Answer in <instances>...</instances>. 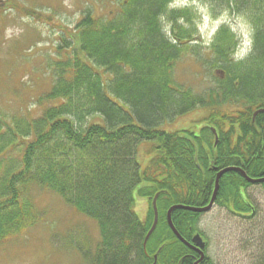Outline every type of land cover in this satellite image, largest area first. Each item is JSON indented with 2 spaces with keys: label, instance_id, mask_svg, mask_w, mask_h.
Wrapping results in <instances>:
<instances>
[{
  "label": "trees",
  "instance_id": "trees-1",
  "mask_svg": "<svg viewBox=\"0 0 264 264\" xmlns=\"http://www.w3.org/2000/svg\"><path fill=\"white\" fill-rule=\"evenodd\" d=\"M174 1L122 0L110 18L86 10L54 50L66 55L48 65L49 87L33 107L32 115L39 114L15 115L10 124L0 120V245L38 222L31 192L39 188L96 224V239L84 231L82 241H68L83 264H193L192 253L167 227V210L206 206L215 176L225 168L264 178V113L252 119L264 109V0H257L261 6L255 14H247L253 38L247 58L232 61L234 35L226 27L217 31L206 67L218 69L222 78H214L200 95L173 80L175 64L197 50L189 45L197 32L195 18L190 9L171 8ZM251 1L219 0L243 10ZM37 9L12 6L20 18H39ZM1 22L6 24L5 18ZM81 53L83 60L76 57ZM195 108L207 110L198 136L155 129ZM140 142L151 143L143 168L137 161ZM248 187L239 173L223 175L215 204L238 215L253 214L240 194ZM134 191L148 202L144 221L134 212ZM156 194L158 222L143 248ZM198 217L176 210L171 221L189 241ZM256 264H264L263 250Z\"/></svg>",
  "mask_w": 264,
  "mask_h": 264
},
{
  "label": "rangeland",
  "instance_id": "rangeland-1",
  "mask_svg": "<svg viewBox=\"0 0 264 264\" xmlns=\"http://www.w3.org/2000/svg\"><path fill=\"white\" fill-rule=\"evenodd\" d=\"M120 1L122 0L11 1L28 9L38 8L40 17L30 18L25 15L22 19L8 14L7 17H14L10 24L11 18L5 17L6 24L0 21V30L5 28L3 40L0 35L1 120L9 123L15 115L28 113L30 117H36L39 112L32 115L33 107L36 98L49 87L51 79L48 64L57 58L54 50L61 45L63 33L66 32V37H69L86 10L94 17L110 18L111 13L115 12V5ZM251 3L249 8L243 10L241 5H239L241 9H237L233 2L227 6L221 4L219 0L174 2L175 8H190L197 27V34L193 39L196 40L195 45L198 46L199 52L197 62L193 60L194 56H188L189 58L176 63L175 81L180 85L191 86L196 92L211 86L212 78L208 75L206 66L201 64L205 63V56L201 52L207 49L206 46L213 35L224 25L230 28L240 44L242 41L248 42L252 33L248 20L251 15L247 14L256 13L254 8L257 6V0H252ZM260 6H257L258 9ZM245 10L250 11L246 13ZM47 20L50 22L41 24ZM72 37L75 38V35ZM44 40L53 46H47ZM5 49H9L7 60L3 55ZM76 57L80 60L85 59L82 53ZM97 70L100 71L99 68ZM205 116L206 110L197 108L172 121H165L155 129L165 133L185 132L183 135L186 137L187 133L198 135L204 126L202 119ZM150 146V142L138 143L137 161L141 168L145 167L150 159L151 154L147 152ZM41 191L34 188L31 192L40 219L32 228L0 245V264H83L79 254L69 247L68 241L70 238L82 241V236H86L84 231L96 239L98 234L96 224L78 215L57 196ZM133 196L134 211L141 219L145 214L146 201L138 197L136 191ZM241 196L255 207V215L250 219L233 217L226 210L216 206L200 219L198 227L205 237H202L203 240L207 239V253L215 264H221L219 261L222 264H256L262 250L264 251V189L252 186L246 191L242 190Z\"/></svg>",
  "mask_w": 264,
  "mask_h": 264
},
{
  "label": "water",
  "instance_id": "water-1",
  "mask_svg": "<svg viewBox=\"0 0 264 264\" xmlns=\"http://www.w3.org/2000/svg\"><path fill=\"white\" fill-rule=\"evenodd\" d=\"M257 113H264V110H259ZM255 114V115H256ZM232 171H235V172H238L242 175V177L250 184H262L264 183V178L262 179H257V180H252V179H249L248 177H246V175L238 170V169H234V168H227V169H224L220 172L217 173L216 175V179H215V188H214V193H213V196H212V199L211 201L209 202V205L205 208H189V207H184V206H175V207H172L168 210L167 212V223H168V226L169 228L171 229L172 233L175 235V237L182 243L184 244L185 246L189 247V248H192V249H195L196 251H200V249L203 248V244L201 243V240L198 236H195L193 239H192V244L194 246H191L189 245L188 243H186L180 236L179 234L176 232V230L174 229L172 223H171V219H170V216H171V212L175 209H181V210H185V211H189V212H193V213H203V212H206L208 210H210V208L212 207V204L214 202V198H215V195H216V192L218 190V181L220 179V177L227 173V172H232ZM155 199L156 197L153 199L152 201V206H153V212H154V220H153V224L150 228V230L148 231L147 235H146V238H145V241L148 239V237L150 236V234L153 232L155 226H156V223H157V211H156V207H155ZM202 254H201V257H200V260L202 259ZM199 260V261H200ZM198 261V262H199ZM198 262H196L195 264H197Z\"/></svg>",
  "mask_w": 264,
  "mask_h": 264
},
{
  "label": "flooded vegetation",
  "instance_id": "flooded-vegetation-1",
  "mask_svg": "<svg viewBox=\"0 0 264 264\" xmlns=\"http://www.w3.org/2000/svg\"><path fill=\"white\" fill-rule=\"evenodd\" d=\"M0 6H2V4Z\"/></svg>",
  "mask_w": 264,
  "mask_h": 264
}]
</instances>
